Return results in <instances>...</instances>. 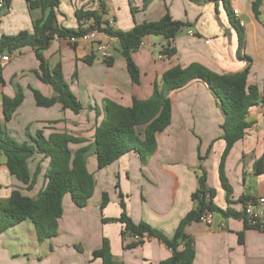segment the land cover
<instances>
[{"label": "crops", "instance_id": "obj_1", "mask_svg": "<svg viewBox=\"0 0 264 264\" xmlns=\"http://www.w3.org/2000/svg\"><path fill=\"white\" fill-rule=\"evenodd\" d=\"M0 1L3 3L0 38L32 32L35 20L42 16L38 9L29 10L25 0ZM110 1L104 2L103 19L113 30L128 31L135 24L158 21L166 13L173 20L186 24L171 45L175 54L168 57L161 53L165 46L161 37L143 38L145 46L132 54L139 70V84H133L115 39L97 33L99 40L109 41L112 47L113 63L106 66L90 43L70 45L63 38L54 37L43 56L50 69L60 65L64 81L81 105L78 114L64 110L52 88L37 78L38 61L30 47L2 54L9 59L0 63L3 80L0 83V124L15 142L32 144L30 139L41 133L44 138L65 134L85 140V143L68 144L71 151L90 145L96 126L105 118L106 101L130 107L133 99H148L154 83L159 84L163 73L175 66L197 63L223 75L248 67L247 84L255 86L259 97H264V0L259 7V20L251 11V3L255 0H228L230 9L238 11V19L244 24L237 29L228 19L220 0H154L145 9L142 0H126L130 14L122 22H116L115 8H110ZM99 2L68 0V9L75 19V10L99 11ZM14 3L17 4L15 8ZM60 7L61 4L57 12L61 14ZM232 18L235 20L234 16ZM56 22L60 28H66L64 20H58L57 16ZM80 25L89 28L93 21H82ZM78 26L76 21V29ZM88 57H94L90 64L83 61ZM18 90L22 92V102L12 118L4 121L1 99L3 96L14 98ZM32 90L51 99L52 106H37ZM167 97L171 103V122L156 135L154 153L143 162L131 150L114 164L98 170L94 150L90 149L84 156V165L92 176L94 190L87 205L78 208L69 195L64 196L57 236L40 243L33 229L30 238L37 245L23 247L19 253L12 252L8 248L10 245L6 246L9 241L6 231L0 233V264H102L91 254L102 247L103 240L108 242L116 264H159L171 256L161 242L143 237L141 244L129 247L133 241L127 233L122 236L123 225L102 220L120 216V192L127 215L134 224L145 222L171 236L179 221L193 209L191 195L198 186L200 166L206 173V185L215 190L214 204L218 208L241 213L240 197L264 198V173L256 174L253 170L255 161L264 153V101L248 110L246 121L250 126L226 157L224 172L232 190L228 203L218 179L225 142L221 128L224 117L216 99L200 80L169 92ZM48 164L49 160L38 153L27 161L29 172L33 175L39 169L42 176H37L33 188L26 191L25 186L8 174L5 157L0 154V199L13 190H23L22 195L35 198L44 186ZM114 178L118 188L113 184ZM102 193L109 199L104 208L100 207ZM23 223L27 221L16 226ZM185 232L194 252L191 264H264V233L246 226L241 217L226 219L214 214L211 225L193 222ZM4 257L6 261L2 260Z\"/></svg>", "mask_w": 264, "mask_h": 264}, {"label": "trees", "instance_id": "obj_2", "mask_svg": "<svg viewBox=\"0 0 264 264\" xmlns=\"http://www.w3.org/2000/svg\"><path fill=\"white\" fill-rule=\"evenodd\" d=\"M154 0H142L145 9ZM204 2L205 0H192ZM231 24L237 29L239 26L232 16L228 0H220ZM263 0H255L251 3V11L256 20H259V7ZM29 10L38 9L42 16L35 20L32 32H19L13 36L0 38V54L12 53L23 47H30L38 61L36 71L37 78L49 85L57 94L64 110L78 114L81 105L70 91L63 79L60 65L50 69L43 56L55 36L65 38L80 36L89 30H95L103 35L115 39L119 46V52L125 62L126 71L133 84H139V70L132 60V54L139 49L140 41L148 36L164 38L162 54L168 57L175 54L172 47L175 36L186 24L175 21L166 13L160 20L135 24L128 31L113 30L107 21L104 5H100V11H84L77 9L74 12L79 25L76 30L60 28L56 22V12L60 0H25ZM134 8L131 11L134 12ZM93 21L89 28L80 25L82 21ZM94 57L83 59L87 64ZM106 66H111L112 58L103 61ZM249 68L243 71L223 75L214 73L204 66L193 63L186 67L175 66L163 73L160 83H154L151 96L146 100L133 99L130 107H123L111 101L105 103V118L96 126L93 141L90 145L71 151L70 143H85V140L72 138L65 134H53L44 138L41 133L31 138V143H17L5 132L0 124V154L5 157L7 172L16 181L30 191L36 180L39 169L32 175L27 167V161L36 153L49 160L47 170L44 173V186L38 191L35 198L22 195L13 190L4 199H0V233L22 223L30 222L35 230L38 242L50 240L57 236L58 221L63 214L62 200L69 195L72 203L83 208L93 195L94 181L84 165V156L90 150H94L98 170H102L115 162L129 151L134 150L141 161L150 157L156 148V135L165 130L171 122V103L167 97L171 91L178 90L193 80H200L207 85L211 94L216 99L223 114L224 122L221 126L225 142V148L221 154L218 165V179L222 189L226 192V200L230 203L232 193L228 179L224 172L226 157L236 142L241 140L250 124L246 121L248 110L260 102L264 97H259L258 90L253 85L247 84ZM0 83L3 80L0 75ZM34 100L39 107H50L51 99L42 97L37 91L32 90ZM23 99L21 90L16 92L14 98L2 97V112L4 121H9ZM197 176V189L191 195L193 209L188 212L178 223L171 236L148 225L145 222L134 224L126 212L123 195L119 192V205L122 210L116 219H103V222H119L123 225L122 236L126 233L130 236L155 238L161 242L170 252L171 256L159 264H191L194 252L191 241L186 235V228L193 222H199L204 213L218 214L223 218H243V213L226 208H218L214 204L215 190L206 185V173L199 167ZM253 170L256 174L264 173V153L255 161ZM118 188V183L115 185ZM100 207L108 203V195L102 193ZM251 199L240 197L239 203L243 205ZM246 226L247 222H246ZM249 227V226H248ZM132 242L129 247L141 244ZM93 259H100L102 264H116L110 253L109 245L103 240L102 247L91 254Z\"/></svg>", "mask_w": 264, "mask_h": 264}, {"label": "built area", "instance_id": "obj_3", "mask_svg": "<svg viewBox=\"0 0 264 264\" xmlns=\"http://www.w3.org/2000/svg\"><path fill=\"white\" fill-rule=\"evenodd\" d=\"M3 6L2 1H0V7ZM235 20L237 21L240 27H243V22L238 19V11H232ZM97 31L89 30L87 33L80 36H70L63 38L70 45H76L79 42H87L93 45V50L102 61H107L112 57V47L109 41H101L97 37ZM191 34V32H189ZM55 38H58L55 36ZM208 42L206 41V44ZM145 46L143 40L139 43V48ZM160 57H163L160 55ZM9 57L7 55L0 54V63L7 62ZM263 208H264V198H259L257 200H249L242 207L243 216L247 222V225L251 228L257 229L264 233V220H263ZM214 213H204L199 218V222L204 223L206 225H211L213 222ZM133 242H140L143 240L142 237L139 236H131Z\"/></svg>", "mask_w": 264, "mask_h": 264}, {"label": "rangeland", "instance_id": "obj_4", "mask_svg": "<svg viewBox=\"0 0 264 264\" xmlns=\"http://www.w3.org/2000/svg\"><path fill=\"white\" fill-rule=\"evenodd\" d=\"M109 0H100L99 5H104L105 3H108ZM111 3V7L115 8V12H114V16L116 17V22H122V20H124L126 18L127 15L130 14V9L128 4L126 3V0H112ZM116 3V5H115ZM60 12H56V16L58 20H64V25L66 26L65 29L68 30H75L76 29V21L73 18V14H71L69 12V5H68V0H60ZM17 6L16 3H14L13 8H15ZM6 9H3L2 12H5ZM99 11H100V6H99ZM63 14V15H62ZM65 16V17H64ZM183 30V29H182ZM114 56H117V53H114ZM226 161V160H225ZM225 165V164H224ZM40 173H38L36 175L39 176L38 178H41L42 175H39ZM36 182V180H35ZM116 179L114 178V183L116 184ZM98 184L100 185V181L98 182ZM21 193H25L23 190H18ZM94 199V198H93ZM93 202V200H92ZM33 225L27 221V223H23L19 226H15L13 229H9L5 232L7 238H8V243L6 246L10 245L8 248L14 252V253H19L21 248L23 247H31L32 244L35 243V245H37V242H32L31 238H30V231H34L33 230ZM48 243V242H47ZM29 251L27 250V254ZM22 255V254H21ZM44 255L41 253V257H43ZM2 260L6 261V257L2 258ZM52 260V259H51Z\"/></svg>", "mask_w": 264, "mask_h": 264}, {"label": "water", "instance_id": "obj_5", "mask_svg": "<svg viewBox=\"0 0 264 264\" xmlns=\"http://www.w3.org/2000/svg\"><path fill=\"white\" fill-rule=\"evenodd\" d=\"M164 38H161V40H163Z\"/></svg>", "mask_w": 264, "mask_h": 264}]
</instances>
